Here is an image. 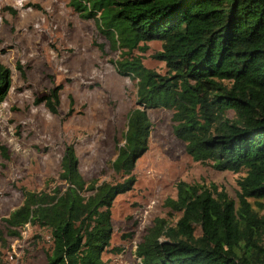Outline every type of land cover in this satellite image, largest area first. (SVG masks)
<instances>
[{
	"label": "trees",
	"instance_id": "16d2710c",
	"mask_svg": "<svg viewBox=\"0 0 264 264\" xmlns=\"http://www.w3.org/2000/svg\"><path fill=\"white\" fill-rule=\"evenodd\" d=\"M70 4L121 52L116 72L135 82L136 106L110 165L123 181H85L68 146L58 175L65 187L24 191L21 205L3 219L6 232L17 238L26 225L47 229L46 264H106L113 202L135 184V163L148 149L152 127L147 111L162 108L172 112V134L194 162L244 176L236 200L213 184L178 182L175 198L164 202L177 220L154 221L135 250L140 264H264V0ZM149 42L161 44L154 59L166 75L131 55ZM9 88L10 71L0 64V102ZM59 90L37 103L56 114Z\"/></svg>",
	"mask_w": 264,
	"mask_h": 264
},
{
	"label": "rangeland",
	"instance_id": "374dc122",
	"mask_svg": "<svg viewBox=\"0 0 264 264\" xmlns=\"http://www.w3.org/2000/svg\"><path fill=\"white\" fill-rule=\"evenodd\" d=\"M145 45L146 51L131 55L166 75L165 65L154 59L161 44ZM120 53L70 0H0V64L10 71V88L0 102V147L6 150V157L0 152V264H46L50 232L26 225L12 238L3 219L21 205L24 191L65 187L58 175L68 146L85 181L122 183L110 165L123 144L136 91L134 81L116 72L113 62ZM56 88L59 105L52 114L37 101ZM147 116L152 127L148 149L135 163V184L117 195L111 208L106 264H140L135 250L154 221L173 225L177 220L164 202L175 198L178 182L213 184L236 200L244 176L194 162L172 134L171 111L152 109Z\"/></svg>",
	"mask_w": 264,
	"mask_h": 264
}]
</instances>
